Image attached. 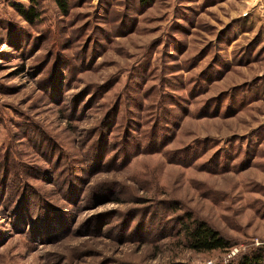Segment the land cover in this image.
<instances>
[{
	"label": "rangeland",
	"instance_id": "374dc122",
	"mask_svg": "<svg viewBox=\"0 0 264 264\" xmlns=\"http://www.w3.org/2000/svg\"><path fill=\"white\" fill-rule=\"evenodd\" d=\"M0 0V264H214L264 248V0ZM191 213L230 252L184 246Z\"/></svg>",
	"mask_w": 264,
	"mask_h": 264
},
{
	"label": "trees",
	"instance_id": "16d2710c",
	"mask_svg": "<svg viewBox=\"0 0 264 264\" xmlns=\"http://www.w3.org/2000/svg\"><path fill=\"white\" fill-rule=\"evenodd\" d=\"M44 0H29V5H15L14 8L19 15L29 24L39 22L42 18V5ZM152 0H139L141 7H146ZM60 10L67 14V0H55ZM187 217L181 221V236L184 239V246L196 253L230 252L234 245L222 235L220 231L212 227L207 221L195 219L191 213L185 214ZM170 264H188L174 262ZM214 264H264V248L256 249L250 253L236 255L227 262Z\"/></svg>",
	"mask_w": 264,
	"mask_h": 264
}]
</instances>
